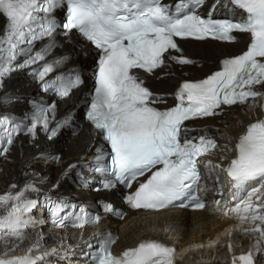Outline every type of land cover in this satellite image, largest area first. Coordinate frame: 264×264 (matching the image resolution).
<instances>
[{
  "label": "snow or ice",
  "instance_id": "snow-or-ice-1",
  "mask_svg": "<svg viewBox=\"0 0 264 264\" xmlns=\"http://www.w3.org/2000/svg\"><path fill=\"white\" fill-rule=\"evenodd\" d=\"M206 2L0 0V17L5 21L0 32V92L13 72L30 68L29 75L43 92L60 100L68 98L84 85V75L75 67L53 75L70 57H48L60 46L57 37L71 39L73 32L78 33L95 52L85 119L108 147L97 146L90 160L69 164L61 178L74 173L85 184L97 181L101 188L95 191L110 190L116 184L132 189L135 184L126 196L127 204L135 210L159 212L205 209L201 193L209 188L201 181H214L216 195L223 196L224 175L230 183V200L223 206L214 200L213 210L223 207L224 215L247 225L244 235L255 238L252 248L239 255L234 244H228L233 253L231 264H259L257 254H264V118L249 123L232 149L218 145L208 129L190 135L196 129L187 122L215 117L234 105L252 108L257 101L264 110V0H215L202 13ZM218 10L223 18H217ZM236 34L246 37L244 49L222 59L220 70L205 78L180 83L171 105L165 95L147 86L146 77L170 66L169 62L195 63L184 55L179 40L210 37L231 43L237 42ZM38 42L44 43L36 50ZM83 54L89 55L88 51ZM18 99L11 94L0 96V104ZM31 103V112L23 118L0 114V156H7L21 133L34 140L37 131L43 130L53 139L68 122L67 117L56 119L55 100ZM217 150L233 155H221L219 162L204 159ZM51 158L60 160L59 156ZM58 187L59 181L42 193L33 178L22 185L12 183L0 193V264H53L75 256L77 249L84 264H176L177 248L163 240H140L120 253L112 250L116 237L110 231H98L84 240V229L98 224L101 216L83 204L56 196ZM231 201L235 205L228 208ZM101 203L105 213L113 212L111 204ZM45 212L49 220L44 219ZM49 221L55 229L78 230L79 242L69 245L65 235L55 245H47L45 234L37 229ZM228 235L231 238L232 229ZM26 240L28 247L18 254ZM216 243L210 241L209 246Z\"/></svg>",
  "mask_w": 264,
  "mask_h": 264
},
{
  "label": "bare ground",
  "instance_id": "bare-ground-1",
  "mask_svg": "<svg viewBox=\"0 0 264 264\" xmlns=\"http://www.w3.org/2000/svg\"><path fill=\"white\" fill-rule=\"evenodd\" d=\"M5 25V21L0 17V32H2ZM189 54L193 55L195 58L200 59L202 64L199 67L188 68V69H175V71L169 72V76L162 80L161 83L157 84V91L161 94L171 93L176 89V87L185 79L186 75L190 77L202 78L210 73L214 72L219 65V61L230 56L239 54L241 50L245 47V43L239 42L238 44L231 46H222L220 44L206 42L202 44L188 43L186 44ZM80 55L76 56V60L79 62ZM161 74H167L163 71ZM15 76V75H14ZM11 76L9 80L5 83V89L0 92V96L6 93H12L19 96H27L29 94H34L33 87L27 86L26 81H21L20 78ZM78 95L74 94L73 99H77ZM171 102V101H170ZM169 102V103H170ZM27 101L23 99H18L11 104H0V113H21L26 109ZM59 110L66 109L72 110L74 107L70 106L69 101L58 105ZM228 119L224 118L223 115L220 118L211 120L209 124H213L217 127L218 134L215 136L220 139L221 147L232 149L235 144L236 138L246 130V126L254 122L257 119L263 118L258 107L249 108L248 106L237 107L231 110ZM200 124V123H198ZM93 142L92 136L89 133V128L84 127L83 132L77 137L64 138L62 141L55 143L59 145L58 148H54L55 144L52 142L47 143L42 139L29 144L28 139L19 138L15 141L11 147L10 152L7 156H0V193L6 191L10 184L16 183L22 185L24 182L35 178L37 186L41 189L42 193H48L52 186L59 181V187L55 190L56 196H72L80 200L86 198H104L113 204H119L120 201L115 197L114 194L111 195H88L83 191H78L72 186L68 185L65 178H61L62 171L72 163H78L82 160H86L91 153L89 149L91 143ZM58 150L62 154V159L60 161H52L49 158H41V156L51 150ZM61 148V149H60ZM231 156L232 151H221L219 155ZM219 162V160H216ZM35 174L33 177L32 174ZM227 190V188L225 189ZM226 199L229 198L225 195ZM223 199L220 201L222 202ZM221 204V206H223ZM228 208L234 207L230 204L227 205ZM213 202H209L208 208L203 213H192L188 214L185 212H174L172 216L164 215L165 213L155 214L148 216L138 215L129 213L123 220L118 224L119 241L116 243V247L124 248L134 244L139 238L143 237L144 234L150 230H155L157 236L162 238L165 236L167 239H177L178 234L183 232L182 239L188 237V241H199L205 235L217 236L218 240H221L222 244L225 243V238L228 232H225L224 226L229 224V227H234L236 222H231L236 220L234 217L229 215L230 219L226 221L215 220L217 215L224 214L223 207L220 211H214ZM128 212V210H127ZM110 221V218L106 222ZM186 228H189L186 230ZM167 229V231H166ZM43 231L46 237V244L49 246L55 245L62 236L67 235V244L75 246L79 242V231L73 232H63L52 230L49 227L38 228L37 231ZM101 230V228H100ZM94 231H84V240L89 239ZM30 235L35 238L36 233L32 232ZM75 237V238H73ZM240 241V242H239ZM231 243L238 244L245 249L244 253L247 252L246 249H251L255 243V238L251 235H247L237 240H233ZM251 244L249 247H247ZM28 247L27 240L21 244L20 248L17 249V253H21L24 249ZM247 247V248H246ZM81 249L83 246L81 244ZM192 248L190 247L189 250ZM211 249H216L215 245H212ZM188 250V251H189ZM3 251V245L0 244V252ZM77 255H80V249L76 250ZM235 253L237 251L235 250ZM71 257V261H53V264H72L77 262L76 256ZM190 256L186 258L191 259ZM222 257V256H220ZM223 258V257H222ZM257 259L259 264L264 263V254H257ZM216 261H219V257H216ZM72 262V263H71Z\"/></svg>",
  "mask_w": 264,
  "mask_h": 264
},
{
  "label": "water",
  "instance_id": "water-1",
  "mask_svg": "<svg viewBox=\"0 0 264 264\" xmlns=\"http://www.w3.org/2000/svg\"><path fill=\"white\" fill-rule=\"evenodd\" d=\"M32 98H33V97H32ZM82 116H83V110H80V111H79V117L82 118Z\"/></svg>",
  "mask_w": 264,
  "mask_h": 264
},
{
  "label": "rangeland",
  "instance_id": "rangeland-1",
  "mask_svg": "<svg viewBox=\"0 0 264 264\" xmlns=\"http://www.w3.org/2000/svg\"><path fill=\"white\" fill-rule=\"evenodd\" d=\"M12 93H14V92H12ZM54 144H55V143H54ZM58 147H59V145H56V144H55L54 148H58ZM60 149H61V148H60Z\"/></svg>",
  "mask_w": 264,
  "mask_h": 264
}]
</instances>
